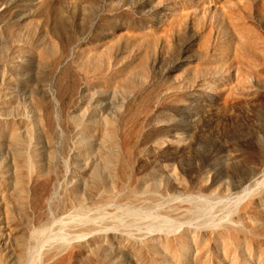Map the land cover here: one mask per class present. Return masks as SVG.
I'll use <instances>...</instances> for the list:
<instances>
[{
	"label": "rangeland",
	"instance_id": "obj_1",
	"mask_svg": "<svg viewBox=\"0 0 264 264\" xmlns=\"http://www.w3.org/2000/svg\"><path fill=\"white\" fill-rule=\"evenodd\" d=\"M263 168L264 0H0V264H264Z\"/></svg>",
	"mask_w": 264,
	"mask_h": 264
},
{
	"label": "bare ground",
	"instance_id": "obj_2",
	"mask_svg": "<svg viewBox=\"0 0 264 264\" xmlns=\"http://www.w3.org/2000/svg\"><path fill=\"white\" fill-rule=\"evenodd\" d=\"M13 135H14V132H13ZM47 141H48V140H47ZM45 145H46L48 148H50V147H49V142H46ZM37 148H38V147H37ZM33 151H35V150H34V149L31 150V155L33 154L32 157H34V159H38V155H39V153H37V151H36V152H33ZM47 156H48V155H47ZM47 156H46V157H47ZM39 158H40V157H39ZM40 159H41V158H40ZM33 161H34V160H33ZM36 162H37V160L35 161V163H36ZM37 163H38V162H37ZM31 166H32V165H31ZM32 167H33V166H32ZM260 173H262V174H261V176H259L258 178L261 177L262 179L258 181V180H257L258 178H256V179L254 178L253 180H251V181L249 182L250 185H252V183H254V184H259V183L264 182V168L260 171ZM248 190H249V187H246V188H244V189L242 190V192H243V193H246ZM73 191H74V190H73ZM239 198H240V197H239ZM239 198H238V199H239ZM165 220H166V219H165ZM163 221H164V220H163ZM164 224H165V223H164ZM37 234H38V232H37L33 237L36 238V237H37ZM60 237L63 238L62 236H60ZM26 247H27V246H26ZM26 247L23 246V245H22V247H21V252H20L21 255L19 256L21 260H22V258L24 257L23 255H25V257H26V254L28 253V248H26ZM29 248H30V247H29ZM31 248H32V247H31ZM31 248H30V249H31ZM32 249L34 250V248H32ZM31 251H32V250H31ZM29 252H30V250H29ZM31 254H32L31 252H30L29 255L27 254L28 257H29ZM51 255H53V254H51ZM21 256H22V257H21ZM48 256H50V255H48ZM25 257H24V259H23V262H24V263H25L24 260H25L26 258H28V257H26V258H25ZM51 257L53 258L54 256H51ZM51 257H50V259H51ZM20 259H19V261H20ZM28 259H29V258H28ZM30 259L32 260V258H30ZM30 259H29V262H28V263L31 264L32 261H30ZM48 259H49V257H48ZM44 260H45V259H44ZM17 261H18V260H17ZM46 261H48V260L46 259ZM46 261H45V262H46ZM20 262H21V261H20ZM20 262H19V263H20ZM23 262H22L21 264H24Z\"/></svg>",
	"mask_w": 264,
	"mask_h": 264
}]
</instances>
